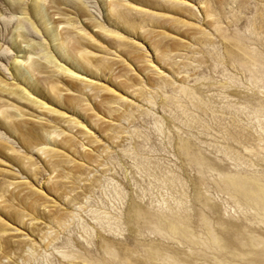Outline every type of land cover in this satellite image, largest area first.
I'll list each match as a JSON object with an SVG mask.
<instances>
[{"label": "rangeland", "instance_id": "1", "mask_svg": "<svg viewBox=\"0 0 264 264\" xmlns=\"http://www.w3.org/2000/svg\"><path fill=\"white\" fill-rule=\"evenodd\" d=\"M0 264H264V0H0Z\"/></svg>", "mask_w": 264, "mask_h": 264}, {"label": "bare ground", "instance_id": "2", "mask_svg": "<svg viewBox=\"0 0 264 264\" xmlns=\"http://www.w3.org/2000/svg\"><path fill=\"white\" fill-rule=\"evenodd\" d=\"M228 184H230L231 186H236L242 194L248 195V197H250V198L253 197L252 191L254 190V184L252 182H250L246 179H237V178L232 179L231 178V180L228 182Z\"/></svg>", "mask_w": 264, "mask_h": 264}]
</instances>
